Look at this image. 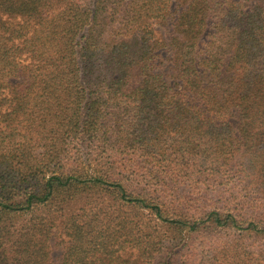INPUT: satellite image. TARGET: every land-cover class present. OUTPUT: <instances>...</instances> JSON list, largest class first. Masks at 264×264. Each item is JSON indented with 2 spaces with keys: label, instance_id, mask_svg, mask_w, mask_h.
<instances>
[{
  "label": "trees",
  "instance_id": "trees-1",
  "mask_svg": "<svg viewBox=\"0 0 264 264\" xmlns=\"http://www.w3.org/2000/svg\"><path fill=\"white\" fill-rule=\"evenodd\" d=\"M57 246L264 264V0H0V264Z\"/></svg>",
  "mask_w": 264,
  "mask_h": 264
},
{
  "label": "rangeland",
  "instance_id": "rangeland-1",
  "mask_svg": "<svg viewBox=\"0 0 264 264\" xmlns=\"http://www.w3.org/2000/svg\"><path fill=\"white\" fill-rule=\"evenodd\" d=\"M164 32V30H163ZM61 246H57L53 249V258L56 260V264L58 263L59 257L61 256Z\"/></svg>",
  "mask_w": 264,
  "mask_h": 264
}]
</instances>
